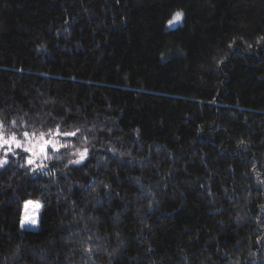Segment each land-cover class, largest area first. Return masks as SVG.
I'll use <instances>...</instances> for the list:
<instances>
[{"label": "trees", "instance_id": "1", "mask_svg": "<svg viewBox=\"0 0 264 264\" xmlns=\"http://www.w3.org/2000/svg\"><path fill=\"white\" fill-rule=\"evenodd\" d=\"M0 122L80 130L0 167V264H264V0H0Z\"/></svg>", "mask_w": 264, "mask_h": 264}, {"label": "snow or ice", "instance_id": "2", "mask_svg": "<svg viewBox=\"0 0 264 264\" xmlns=\"http://www.w3.org/2000/svg\"><path fill=\"white\" fill-rule=\"evenodd\" d=\"M182 12H176L172 19L169 20V25H172L175 21H179L182 18ZM13 127L16 126V122H12ZM80 130L77 128L74 131L61 132L60 127L57 126L55 129H48L42 131L34 129L32 132L24 131L18 137L17 133L9 132L3 122H0V150L3 151V156H0V167L5 165L8 160L9 154L17 155L16 150L19 149L24 153H28L29 156L26 159V164L31 166L35 165L36 168L43 169L46 165L43 161L52 159L49 155V148L54 152H59L60 148H68L71 145L68 143H62L57 137H75ZM86 140V138H85ZM88 149L84 148L83 151L76 149L72 155L79 154V160L70 161V163H78L82 161L87 155ZM59 159L60 157H56ZM40 161L37 163V161ZM35 170V168H33ZM31 203V202H28ZM27 208V205H25ZM39 207V205H37Z\"/></svg>", "mask_w": 264, "mask_h": 264}, {"label": "rangeland", "instance_id": "3", "mask_svg": "<svg viewBox=\"0 0 264 264\" xmlns=\"http://www.w3.org/2000/svg\"><path fill=\"white\" fill-rule=\"evenodd\" d=\"M179 12H181V11H179ZM172 17L170 18V20L172 19ZM183 19H184V16L182 15V18L179 21H175L172 25H169V23H168L169 21H168L166 24V28L168 30H171V29H175V28L179 27L180 25H182ZM50 150H51V148H49L48 151H50ZM77 160H79V154L73 155L70 158V161H77ZM39 162L40 161L38 160L37 163H39ZM80 162H78V163H80ZM78 163H72V164H78ZM32 166H34V168H36L35 165H32ZM28 202H31V203H28ZM28 202L24 203V206H23V214H22V218H21V228L24 230H35V229H38V227H39V216L41 213V203L35 202V201H28ZM25 205H27V208L25 207ZM37 205H39V207H37Z\"/></svg>", "mask_w": 264, "mask_h": 264}]
</instances>
